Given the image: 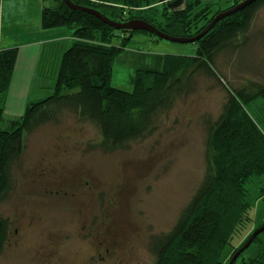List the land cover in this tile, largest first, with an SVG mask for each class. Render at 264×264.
Listing matches in <instances>:
<instances>
[{
    "label": "trees",
    "instance_id": "obj_1",
    "mask_svg": "<svg viewBox=\"0 0 264 264\" xmlns=\"http://www.w3.org/2000/svg\"><path fill=\"white\" fill-rule=\"evenodd\" d=\"M69 1L112 22L141 20L170 37L185 39L246 0H182L176 8L169 7L176 0ZM43 3L41 28H66L72 42L61 55L53 93L27 103L18 119L4 115L17 49L0 50V204L13 189V170L26 135L72 115L97 130L95 145L102 152L123 150L149 136L156 119L194 91L197 77L205 76L223 87L225 99L217 118L205 120L203 176L170 231L151 240L150 252L152 264H228L251 234L247 236L252 208L246 185L264 175V110L256 108L264 107V83L247 80L234 87L221 75L217 59L243 49L264 0L219 20L195 42V55H164L159 70H136L131 91L113 87L114 62L135 33L155 36L117 30L90 13L69 8L64 0ZM9 234L10 221L0 216V255ZM261 234L250 244L255 245V254L245 258L242 253L234 264H264Z\"/></svg>",
    "mask_w": 264,
    "mask_h": 264
},
{
    "label": "rangeland",
    "instance_id": "obj_2",
    "mask_svg": "<svg viewBox=\"0 0 264 264\" xmlns=\"http://www.w3.org/2000/svg\"><path fill=\"white\" fill-rule=\"evenodd\" d=\"M126 48H140L152 55L193 56L197 45L135 33ZM59 59L54 54L46 59V74L29 84L27 103L53 93ZM121 62H114L112 85L131 91V72ZM217 66L234 87L247 80L264 83V7L254 15L243 49L221 55ZM224 99L221 85L199 76L194 91L160 115L149 136L113 153L102 152L95 145L99 141L97 130L72 115L26 135L21 159L13 170V189L0 204V216L19 232L4 244L0 264H152L151 240L170 231L202 179L205 120L217 118ZM256 108L264 110L260 105ZM86 181L93 193L87 192ZM69 187L74 188L71 192L79 191L82 202L95 196L96 210L90 203L84 204L83 216L77 217L64 211L62 196L47 194L51 189L65 191ZM246 189L252 208L248 236L264 223V197H260L264 175ZM92 214L97 217L90 227ZM260 239L264 246V233ZM108 240L121 248L104 257L103 244ZM238 242L234 239L233 244ZM97 243L102 244L98 249ZM42 250L48 251L41 255L44 257L36 254ZM256 250L252 245L243 256L251 257Z\"/></svg>",
    "mask_w": 264,
    "mask_h": 264
},
{
    "label": "crops",
    "instance_id": "obj_3",
    "mask_svg": "<svg viewBox=\"0 0 264 264\" xmlns=\"http://www.w3.org/2000/svg\"><path fill=\"white\" fill-rule=\"evenodd\" d=\"M43 4V0L0 1V50L17 49L16 63L4 105V115L11 116V119L16 118L18 114L22 115L27 104L29 84L36 78L45 76L43 68L46 59L51 54L61 58L68 44L71 45L72 42V33L68 29L41 28ZM163 56L148 54L140 48H126L116 61H123L122 66L130 70L129 83L132 84L136 70H159Z\"/></svg>",
    "mask_w": 264,
    "mask_h": 264
},
{
    "label": "water",
    "instance_id": "obj_4",
    "mask_svg": "<svg viewBox=\"0 0 264 264\" xmlns=\"http://www.w3.org/2000/svg\"><path fill=\"white\" fill-rule=\"evenodd\" d=\"M255 0H246L245 2L237 5L236 7L218 14L212 21L210 24H208L197 36H194L192 38H174V37H170L164 33H162L161 31L157 30L156 28L152 27L151 25L147 24L144 21L141 20H133V21H129L126 23H116V22H112L109 19H107L106 17L100 15L99 13H97L96 11H90L81 7H77L75 5H73L69 0H64L65 4L76 11H82V12H87L90 13L94 16H96L98 19H100L104 24L115 28L117 30H130V31H140V32H147L161 40H166L169 42H173V43H195L197 42L201 37H203L208 31L211 30V28L219 21L222 20L225 17H228L232 14H235L236 12L242 10L243 8H245L246 6H248L250 3H252ZM182 0H176L175 2H173L172 4L169 5L170 8H176L179 5H181ZM264 233V226L258 228L257 230H255L251 236L248 238V240L245 242V244L237 251L235 252V254L231 257V259L229 260L228 264H234V262L236 261V259L239 257V255H241L249 246L250 244L253 242V240L255 239V237H257L259 234Z\"/></svg>",
    "mask_w": 264,
    "mask_h": 264
},
{
    "label": "flooded vegetation",
    "instance_id": "obj_5",
    "mask_svg": "<svg viewBox=\"0 0 264 264\" xmlns=\"http://www.w3.org/2000/svg\"><path fill=\"white\" fill-rule=\"evenodd\" d=\"M40 175H41L40 177H43L44 176V173H40ZM40 179H42V178H40ZM79 181H80V179H79ZM76 184H77V180H76ZM84 184L87 186L86 187V189L88 190L87 192L89 194L90 193H93L92 192L93 191L92 190L93 188L92 187H89L90 186L89 185V182L86 181ZM71 188H73V187H69V190H65V191H62L61 189H59L57 191H54V190L51 189V190H49L47 192V194H49L51 196H62L61 199L62 200H65V202H66V203H64L65 205L63 206L64 207V211H70V212L74 213V215L77 216V217H79V216L82 217L83 216L84 204L90 203L91 206H92V208H94L96 210L97 205L95 204V201H96L95 196H92L91 197V195H90V197H89L90 202H82L81 201V198L82 197L79 196L78 193H77L79 191L76 190L77 192H71L72 190H74V188L73 189H71ZM95 195L97 197V191L95 192ZM84 198H86V197H84ZM66 206L67 207H71V208H67ZM93 216H94V218H93ZM95 217H97V214H92V217H91L92 218L91 219V226L90 227L94 226L93 223H94V221H96V220H94ZM11 224H12V222L10 221V234H9V236L7 238V241H9L10 239H14L15 237H17L18 236V232H19V228L18 229L16 228V229H13L12 230V225ZM90 233H91V235L94 233L92 229H90ZM80 237H85L86 238L87 236L86 235H82ZM99 245L102 246L101 243H97V249H98V246ZM103 247H104V249H103V253H104L103 256L104 257H107V256L114 255L116 253V250H119L121 248V245L117 244L116 242H112V241H109L108 240V242L106 241L103 244ZM36 254L39 255V256H41V255H44L45 256L46 254H48V251H43L42 250V251L36 252ZM44 256H41V257H44Z\"/></svg>",
    "mask_w": 264,
    "mask_h": 264
}]
</instances>
